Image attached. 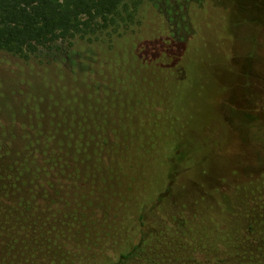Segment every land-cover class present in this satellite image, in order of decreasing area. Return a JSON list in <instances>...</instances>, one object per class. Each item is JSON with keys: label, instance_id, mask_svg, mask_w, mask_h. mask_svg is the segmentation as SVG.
Listing matches in <instances>:
<instances>
[{"label": "trees", "instance_id": "trees-1", "mask_svg": "<svg viewBox=\"0 0 264 264\" xmlns=\"http://www.w3.org/2000/svg\"><path fill=\"white\" fill-rule=\"evenodd\" d=\"M144 1L0 0V54L56 68L38 92L0 86V264H264V163L197 125L212 119L198 25L184 55L65 64L77 42L113 47Z\"/></svg>", "mask_w": 264, "mask_h": 264}, {"label": "rangeland", "instance_id": "rangeland-1", "mask_svg": "<svg viewBox=\"0 0 264 264\" xmlns=\"http://www.w3.org/2000/svg\"><path fill=\"white\" fill-rule=\"evenodd\" d=\"M197 1L191 0L188 5L184 2L187 5L184 9V6L181 7L182 0H161L154 4L145 0L140 11V24L120 36H114L111 40L113 47H109L110 41H97L82 56L83 48L87 46L77 42L74 46L76 54L79 51L80 54L69 58L71 62L65 64L69 68L81 69L85 62L91 60L95 66H100L109 57L113 61L118 55L138 63L140 57L148 61L166 47H173L170 53L175 51V55H184L186 48L194 43L197 34L192 31L198 25L201 35L197 38L202 37V33L205 34L207 44L191 54L196 57L193 73L198 78L201 76L199 81H207L212 90L211 96L204 95V99L206 97V101L210 102L208 104L212 108V119L206 117V126H201L203 119H198L197 125L202 132L205 128L213 130L216 136L221 132L225 134L227 145L236 160L250 157L251 163L256 158V163L263 165L264 0ZM215 4L220 9L224 8L225 14H222L221 20L217 19L220 14L213 9ZM200 27H210V33L206 34L207 29L201 30ZM177 28L183 29L181 31L184 37L176 46L173 30ZM192 33L196 36H192ZM213 36L220 37L216 43L218 47L214 45ZM55 70V67L46 65V62H24L11 55L0 54V86L4 90H26L29 86L34 87L35 92L40 87L46 89L47 79L56 74ZM208 106L203 104V108L208 109ZM224 119L230 122L221 126ZM242 127L251 142L242 138ZM223 129L226 131H222ZM215 158L210 163V170L214 173H225L232 162L225 156L217 155ZM186 194L189 192L186 191ZM181 200L188 203L190 198Z\"/></svg>", "mask_w": 264, "mask_h": 264}]
</instances>
